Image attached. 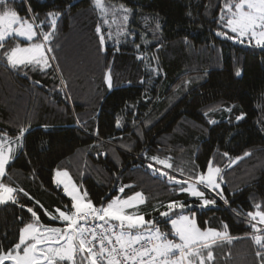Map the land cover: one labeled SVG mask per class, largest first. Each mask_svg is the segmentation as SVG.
Wrapping results in <instances>:
<instances>
[{"label":"trees","instance_id":"trees-1","mask_svg":"<svg viewBox=\"0 0 264 264\" xmlns=\"http://www.w3.org/2000/svg\"><path fill=\"white\" fill-rule=\"evenodd\" d=\"M226 2L105 0L131 9L126 22L117 12L112 23L109 12L105 24L94 0H11L39 32L53 31L49 12L60 15L50 37L56 56L50 67L12 68L0 58V133L14 139L26 129L3 182L28 193H18V203L0 204V244L18 242L19 229L32 220L28 207L40 223L63 226L45 211L71 208L53 179L55 170H65L97 207L141 192L145 203L136 210L170 239L176 238L170 220L160 213L169 202L186 203L177 215H194L202 229L234 238L212 247V264H264L247 216L264 211V48L217 35H235L220 20ZM17 43L27 41L9 38L6 49ZM209 159L222 170L217 191L227 204L200 186L216 200L203 207L153 170L185 180L206 171ZM125 185L131 187L120 192Z\"/></svg>","mask_w":264,"mask_h":264},{"label":"snow or ice","instance_id":"snow-or-ice-1","mask_svg":"<svg viewBox=\"0 0 264 264\" xmlns=\"http://www.w3.org/2000/svg\"><path fill=\"white\" fill-rule=\"evenodd\" d=\"M10 2L11 0H0V53H2L0 58L5 59L12 68L50 67L46 52H52L53 49L46 47V44L50 43L56 18L60 13L47 14V18L51 19L53 31L38 32L33 22L20 17L17 11L9 6ZM94 5L104 18L105 24L109 23L106 18L109 12L113 15L112 23H116L117 12L123 13L121 19L126 22L127 14L131 11L122 4L118 7L108 6L105 0H94ZM221 11L220 20L226 19L224 26L235 35L228 36V33L220 31L217 35L233 40L239 39L241 43L246 38L249 43L254 42L255 46L264 48V0H227ZM225 11L227 16L223 14ZM96 31L101 33L99 25ZM125 31L121 29V33ZM15 37L24 38L31 43H27L26 46L17 43L6 49L7 40ZM41 37V42H34V38L41 40ZM104 39L101 34V44L104 43ZM51 59L56 57L53 56ZM236 75H241L240 69L236 70ZM106 83L111 87V77L108 74H106ZM242 118L243 113L236 117L237 120ZM119 126L118 121L117 127ZM25 132L26 129L22 127L14 139L0 133V204L18 203V193L28 196L23 188L3 182L6 166L13 159L15 152V148L11 145L21 142L17 147H22ZM248 154L246 152L244 155ZM224 155L228 154L224 153ZM151 159L164 165L165 168L173 167L168 160H160L158 157ZM148 167L153 169L152 164ZM153 170L160 172L170 183L178 186L179 192L199 198L203 207L215 205L216 200L207 199L205 191H202L200 186L205 190L215 191L221 200L228 203L223 192L217 191L220 189L219 180L222 179V170L214 166L211 159L208 161L206 171L190 174L185 180L169 175L162 169ZM181 173L183 174V170ZM54 183L58 186L63 185L64 193L71 199V208L68 206H65L64 210L56 208L55 213L58 215L46 210L45 215L53 221L59 220L64 226L40 223L37 212L32 207H28L27 211L31 214L32 220L24 223L19 229L18 242L11 248H5L0 244V264H66V262L67 264H212L214 261L212 247L234 239L227 231L202 229L191 215H177L175 209L182 210L187 207L186 203L179 200L169 202L167 211L160 213L162 217L169 218L172 235L178 237L177 241L169 239L168 234L162 232L153 221L145 220L143 215L136 212L127 211L145 203L141 192H136L126 199L115 197L106 205L101 204L97 207L89 198L88 192L81 191L67 171L57 170ZM127 187L131 186L125 185L119 191L124 192ZM21 207L25 206L21 205ZM255 207L260 209L261 205L257 204ZM247 216L253 229L252 240L264 249V235L258 234L264 233V228L257 227V223L264 225V211L249 212ZM223 228L227 229V225L224 224ZM256 255L262 256V253L258 251Z\"/></svg>","mask_w":264,"mask_h":264},{"label":"rangeland","instance_id":"rangeland-1","mask_svg":"<svg viewBox=\"0 0 264 264\" xmlns=\"http://www.w3.org/2000/svg\"><path fill=\"white\" fill-rule=\"evenodd\" d=\"M24 19H27V18H24ZM30 22H32L30 19H28ZM38 31V30H37ZM39 32V31H38ZM19 38V37H18ZM20 39H23V40H25L24 38H20ZM26 41V40H25ZM42 41V37H41V40H35V38H34V42H41ZM27 43H31V42H29V41H27ZM27 43H25V44H22V46H26V44ZM46 47H51V45L48 43V44H46ZM52 48V47H51ZM53 49V48H52ZM46 56L49 58V60H51V56L53 57V56H55V52H54V50L52 51V52H46ZM56 57V56H55ZM13 148H15V152H16V150H17V144H13V145H11ZM15 152H14V154H15ZM13 154V155H14ZM57 170H55L54 171V175H53V179H54V176H55V172H56ZM60 171H65V170H60ZM73 180V179H72ZM74 181V180H73ZM75 182V184L80 188V190L81 191H83L82 190V188L80 187V185L76 182V181H74ZM59 186H61V188H62V190H63V185H59ZM63 192H64V190H63ZM65 194V193H64ZM130 196H132V195H130ZM115 197H119V196H113L110 200H112L113 198H115ZM128 196H126V197H120V198H127ZM70 198V197H69ZM109 200V201H110ZM108 201V202H109ZM107 202V203H108ZM106 203V204H107ZM128 212H136L137 214H141V213H139L137 210H136V208H133V209H128L127 210ZM142 215V214H141ZM182 215H190V214H182ZM191 216H193L194 217V215H191ZM195 218V217H194ZM263 226V228H264V225H262ZM170 239V238H169ZM177 241H178V237H176L175 238ZM66 264H67V262H66Z\"/></svg>","mask_w":264,"mask_h":264},{"label":"flooded vegetation","instance_id":"flooded-vegetation-1","mask_svg":"<svg viewBox=\"0 0 264 264\" xmlns=\"http://www.w3.org/2000/svg\"><path fill=\"white\" fill-rule=\"evenodd\" d=\"M64 226V225H63ZM63 226H58V227H63Z\"/></svg>","mask_w":264,"mask_h":264},{"label":"built area","instance_id":"built-area-1","mask_svg":"<svg viewBox=\"0 0 264 264\" xmlns=\"http://www.w3.org/2000/svg\"><path fill=\"white\" fill-rule=\"evenodd\" d=\"M99 223V222H98ZM91 226V225H90Z\"/></svg>","mask_w":264,"mask_h":264}]
</instances>
